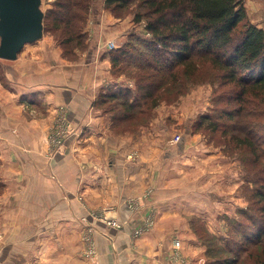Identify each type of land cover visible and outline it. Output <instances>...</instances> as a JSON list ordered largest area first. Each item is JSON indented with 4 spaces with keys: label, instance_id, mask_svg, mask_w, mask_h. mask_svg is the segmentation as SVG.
I'll list each match as a JSON object with an SVG mask.
<instances>
[{
    "label": "crops",
    "instance_id": "1",
    "mask_svg": "<svg viewBox=\"0 0 264 264\" xmlns=\"http://www.w3.org/2000/svg\"><path fill=\"white\" fill-rule=\"evenodd\" d=\"M99 12L94 10V23L104 26L108 37L99 32L86 54L75 52L78 60L64 58L60 45L43 36L25 44L11 61L10 78L0 81V176L5 186L0 197V264H167L170 226L185 223L176 199L157 197L139 214L125 201L144 190L146 168L132 171L127 166L131 141L110 138L113 119L96 102L107 89L126 86L124 78L111 75L106 45L131 34L134 23ZM263 21L256 25L264 30ZM60 105H66L80 140L71 139L67 152L51 163L43 152ZM105 161L110 164L103 168ZM79 195L89 206L113 207L123 225L122 230L100 225L108 235L95 236L97 262L82 258L78 218L86 210ZM150 207L156 225L133 244L130 238ZM184 253L196 255L192 250Z\"/></svg>",
    "mask_w": 264,
    "mask_h": 264
},
{
    "label": "rangeland",
    "instance_id": "2",
    "mask_svg": "<svg viewBox=\"0 0 264 264\" xmlns=\"http://www.w3.org/2000/svg\"><path fill=\"white\" fill-rule=\"evenodd\" d=\"M37 1L39 3L37 9L41 17L40 32L42 37L46 36L55 42L63 39L64 26L53 28L52 25L55 26L56 23L52 16H48L46 19L47 12L52 9L53 2L56 0ZM104 1L92 0L90 14L84 28L85 37L80 41L83 44L74 42L71 47V50H74L72 53L80 51L82 54H86L90 47L88 45L99 32L103 37H108L104 26L98 28L94 23V17H97L94 10H100L99 15L102 10L110 12V10L105 9ZM243 3L247 13L246 22L256 25L258 20H264V0H243ZM132 5L135 6L134 9L110 12L111 16L115 19H120L118 18L120 16L121 20L125 21L131 19L132 23L133 11L144 10L140 9L137 3ZM244 26L245 21L240 24L239 29L242 30ZM132 28L134 32L142 33L146 41L151 38L147 33L137 30L135 24ZM129 38L130 34L124 33L117 38L118 43L108 41L107 51L109 53L115 51L124 45ZM140 41L142 39L133 38L129 45L130 52L134 56L133 60H136L135 57L140 52H144V55L152 54L149 51L148 53L144 51ZM110 43L115 45L114 49L109 48ZM67 59L78 60V54H71V57ZM11 61L0 57V81L4 83L10 78ZM167 70L157 73L153 79L160 84L154 94L159 97L155 106H151L152 99H148L141 113H137L135 110L129 116L127 111L118 103H115V108L112 107L114 103L104 105L107 109L115 110V116L119 119V121L113 120V125L110 127V138L116 140L126 137L131 141L129 152L125 154L127 155L125 163L132 171H138V168H146L143 171L145 174L144 190L125 201L127 203L131 199L141 198L142 206L138 211H135L137 214L142 212L151 201H155L157 197L171 201L176 199L180 206H183L181 220H184L185 223L170 226L172 249L168 253V262L172 264H215V259L236 257L233 252H230L231 248L227 246L229 241L233 242L232 248L234 250H238L241 246L247 247L238 255L239 264H264V259L260 253L264 242L262 245L244 243L254 239L255 234L260 229V221L256 224L251 223L247 214L255 218L259 215L263 216L261 208H263L264 202L256 197L255 190H259L263 184L258 180L264 178V144L258 142L256 151L252 153L248 148H240V143H235L232 140L234 135L241 136L242 139L245 135L237 130L232 132L230 121L218 118L221 110L231 107L235 103L230 102L227 95L231 89L221 85L211 66H204L193 75L180 74L179 70L176 72ZM119 71L121 72L116 75L112 73L111 67L112 77L116 75V77L124 78L125 85L134 92L136 81L142 82L143 77L148 79V76L153 73L151 69L146 68L145 72L141 74V78H143L141 79L139 78L141 71L138 73L133 66L128 65ZM66 109V105H60L57 108L54 123L47 138L46 149L43 152L44 158L51 163L59 155L67 152V148L70 147L68 143L71 139L80 140L78 128L68 117V110L67 119L71 125L70 131L67 136L62 137L63 142L57 143L58 140L53 137V135L57 136V133L61 132V130L56 131L60 121L58 117L59 113H64ZM247 110L250 113L246 116V120L259 123L260 128L256 134L263 141L264 103L261 104L258 101L249 103ZM29 114L31 115L33 112H29ZM205 115H211L212 119L221 124L218 131L214 132L210 129L211 127L199 123L202 116ZM177 137L180 139L177 140ZM141 154L145 156L139 158ZM249 159H252V164L248 163ZM103 163V168L110 164L109 161ZM0 180L2 184L1 176ZM4 187L2 184L0 197L3 195ZM262 188H264V184ZM146 191L149 192V196L143 198ZM78 200L82 202L84 211L86 210L85 215L78 218L83 230L82 258L97 262L98 245L95 236L97 232L108 235L100 229V225L114 230H122L123 225L121 229H116L97 221V219L90 220L92 212L104 208L98 204H96L98 207L87 205L86 197L83 195H79ZM153 210L154 208L150 207L144 215L150 219L146 218L148 220H144L141 225L138 224L136 229L137 232L142 230L140 234L134 237L136 229L134 230L133 236L130 238L133 244L141 235L154 229L156 213ZM111 216L116 218L113 213ZM84 219H87V224H89V220L91 221V228H85ZM152 219L153 224L147 226L146 222ZM146 227L149 228L145 229ZM1 237L2 234L0 233ZM87 238L90 241H87ZM193 241L197 242L195 246L192 244ZM92 246L95 252L88 254V248ZM187 250L195 251L196 255L185 254L184 252L187 253Z\"/></svg>",
    "mask_w": 264,
    "mask_h": 264
},
{
    "label": "trees",
    "instance_id": "3",
    "mask_svg": "<svg viewBox=\"0 0 264 264\" xmlns=\"http://www.w3.org/2000/svg\"><path fill=\"white\" fill-rule=\"evenodd\" d=\"M134 3L144 10L133 11V23L142 26L140 31L147 33L151 38L146 41L142 33L133 31L130 41L109 53L112 73L117 75L121 72L119 70L128 65L136 68L138 73L141 71L139 78L146 68L151 69L153 73L148 79L141 78L142 82L136 81L135 92L128 86L107 89L99 95L96 106L109 114L113 120L119 121L115 110L107 109L104 105L114 103L112 107L115 108V103H118L129 116L135 110L141 113L148 99H152L151 106H155L159 100V97L154 95L160 85L153 80L157 73L169 69V72L179 70L180 74L193 75L209 65L221 85L231 89L227 95L229 101L235 103L221 110L218 118L230 121L232 132L237 130L244 134L243 139L234 135L232 140L239 142L240 148H248L254 153L257 143L264 144V140L261 141L256 134L260 128L259 123L246 120V116L250 113L247 110L249 103H264V30L246 22L247 13L243 0H105L104 7L114 13L123 9H134ZM91 4L92 0H56L52 9L47 12L46 19L52 16L56 23L55 26L52 25L53 28L64 26V38L57 41L64 58L76 54L71 50L73 43H81L85 37L84 28ZM118 18L121 19L120 16ZM244 21L245 26L240 30L239 26ZM133 38L142 39L140 42L144 51L152 54L144 55V52H140L136 55V60H133L134 56L129 48ZM199 123L211 127L214 132L218 131L221 125L212 119L211 115L202 116ZM249 162L252 164V159H249ZM258 181L264 184V178H259ZM263 184L255 193L256 197L264 202ZM255 212L258 213L257 210ZM261 212L263 216L259 215L257 218L247 214L251 223L260 221V229L254 239L244 242L245 244H263L264 206ZM232 244L233 242L229 241L227 246L236 257L215 259V264H239L238 255L247 247L241 246L234 250ZM260 253L264 259V245Z\"/></svg>",
    "mask_w": 264,
    "mask_h": 264
},
{
    "label": "water",
    "instance_id": "4",
    "mask_svg": "<svg viewBox=\"0 0 264 264\" xmlns=\"http://www.w3.org/2000/svg\"><path fill=\"white\" fill-rule=\"evenodd\" d=\"M37 0H0V57L14 60L25 46L42 37Z\"/></svg>",
    "mask_w": 264,
    "mask_h": 264
},
{
    "label": "built area",
    "instance_id": "5",
    "mask_svg": "<svg viewBox=\"0 0 264 264\" xmlns=\"http://www.w3.org/2000/svg\"><path fill=\"white\" fill-rule=\"evenodd\" d=\"M114 47H115V45L113 43L109 44V48L110 49H114ZM58 118L60 119V121H59V124L57 126L56 131H60L61 130V132L57 133V136L53 135V137L58 140L57 143H59L60 141L63 142L62 137L63 136H67L68 132L70 131V127H71V125H69L70 123L68 122V119H67V109L64 110V113L60 112ZM179 139H180V137H177V140H179ZM148 196H149V192L146 191V193L143 196V198L148 197ZM140 200H141V198H139V199L135 198V199L129 200V202H127V205L130 208V210H132L133 212L138 211L141 208V206H142ZM113 212H114V208L113 207L104 208V209H102L100 211L92 212V214L90 216V220H92L94 218V219H97V221H101V222H103V223H105L107 225H110L111 227H115L116 229H121L122 228V223H120L115 217L111 216V214ZM148 219H150V217ZM148 219H146V220H148ZM90 220H89V224H87L88 223L87 219L83 220L85 222V228H91V221ZM151 224H153V219L146 222L147 226H151ZM147 228H149V227H146L145 229H147ZM141 231L142 230H139V232H137V229H136L135 232H134V237L136 235H139ZM86 240L90 241L89 238H87ZM88 250H89L88 254H93L95 252L93 246L89 247Z\"/></svg>",
    "mask_w": 264,
    "mask_h": 264
}]
</instances>
